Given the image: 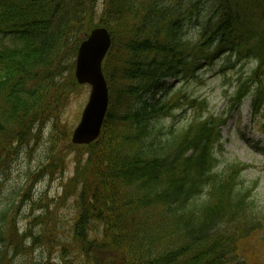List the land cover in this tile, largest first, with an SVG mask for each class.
Segmentation results:
<instances>
[{"label": "trees", "instance_id": "trees-1", "mask_svg": "<svg viewBox=\"0 0 264 264\" xmlns=\"http://www.w3.org/2000/svg\"><path fill=\"white\" fill-rule=\"evenodd\" d=\"M94 27L111 37L102 64L109 105L99 138L73 146L57 120L78 89L74 60ZM222 57L240 65L233 106L250 97L264 133V0H0V173L52 122L47 161L28 174L15 207L31 206L24 229L0 211V264H53L52 250L65 247L51 232L53 200L33 197L45 177L59 179V199L73 196L71 250L102 253L100 264H262L252 255L264 263L250 243L263 229L250 196L256 182H239L242 162L212 171L224 120L204 116V100L187 94V82ZM184 107L194 110L185 124H159ZM67 155L74 166L64 178Z\"/></svg>", "mask_w": 264, "mask_h": 264}, {"label": "rangeland", "instance_id": "rangeland-1", "mask_svg": "<svg viewBox=\"0 0 264 264\" xmlns=\"http://www.w3.org/2000/svg\"><path fill=\"white\" fill-rule=\"evenodd\" d=\"M185 32L186 37L192 40L197 37L198 28L195 24H191L185 27ZM233 60V57L230 59L222 57L203 71H199L198 79L187 82L188 95L194 99L206 100L208 111L207 114L204 113V116L213 114L224 117L228 108V95L232 94L234 89L231 87V83L236 79V72L240 69V65L229 68L228 64H231ZM243 64L246 72L254 65L252 61H246ZM221 67L226 69L221 71ZM177 82L169 80L168 84L175 87ZM181 86L183 85L180 83L177 87ZM77 87L78 89L71 95L68 104L59 113L57 120L56 131L64 132L66 130L69 132V142L71 132L79 121L90 91L88 85ZM250 106V100L247 98L241 108L235 110L227 118L225 124L221 126L220 148L218 146L216 148L217 164L214 171H221L233 162H242L249 166L240 175L239 182H242L244 187H249L256 182V187L250 191V196L254 201V208L257 213L261 214L263 229L255 233L250 239V243L256 247L255 251L258 252L259 249L264 250V135L259 132L260 118L258 116L252 117ZM193 113V109L184 107L183 110L175 111L173 116L161 119L159 124L164 128L181 126L191 118ZM51 123H46L42 128L41 138L38 137L34 140L30 146L15 157L8 170L0 173V211L9 208L11 213H15L21 230L25 227V219L30 213L31 206L23 204L24 206L16 212L15 207L20 204V201H23L24 190L27 192L25 183L28 174L36 173L41 164L47 161ZM63 140H60V148H66V143ZM71 157L73 155H67L65 158L68 166L64 178L72 175L74 164L70 161ZM61 195L62 187L59 184V179L50 183L46 177L35 184L33 191L35 200L43 196L47 198V202L53 200L51 220L56 222V231L51 230V232H56L57 243L65 245L64 248L58 245L56 251L52 250V254L50 253L51 262L53 264H97L98 261L100 264L105 259V255L102 253L90 251L89 256L86 257L82 253L79 254L71 250L73 247L70 246L69 242L72 241L73 243V235L70 230L76 213L74 199L73 196H68L62 200L59 199ZM201 199L202 197H198L196 200L200 201ZM62 254L66 256L64 259L61 258ZM32 257L36 261L46 260L48 257L46 248L35 250ZM252 258L264 264L263 255L261 257L252 255ZM24 262L25 258L19 257L14 264H24Z\"/></svg>", "mask_w": 264, "mask_h": 264}, {"label": "water", "instance_id": "water-1", "mask_svg": "<svg viewBox=\"0 0 264 264\" xmlns=\"http://www.w3.org/2000/svg\"><path fill=\"white\" fill-rule=\"evenodd\" d=\"M110 44L107 30L97 27L83 37L78 47L74 77L78 84H89L91 88L80 121L71 135L73 144H90L100 134L108 107V89L102 72V61Z\"/></svg>", "mask_w": 264, "mask_h": 264}, {"label": "bare ground", "instance_id": "bare-ground-1", "mask_svg": "<svg viewBox=\"0 0 264 264\" xmlns=\"http://www.w3.org/2000/svg\"><path fill=\"white\" fill-rule=\"evenodd\" d=\"M88 98H89V95H88ZM87 101H88V99H87Z\"/></svg>", "mask_w": 264, "mask_h": 264}]
</instances>
